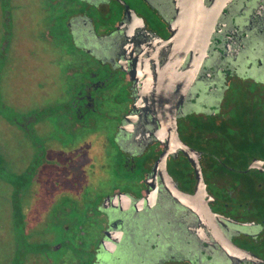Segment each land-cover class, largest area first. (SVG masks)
<instances>
[{
  "label": "flooded vegetation",
  "instance_id": "1",
  "mask_svg": "<svg viewBox=\"0 0 264 264\" xmlns=\"http://www.w3.org/2000/svg\"><path fill=\"white\" fill-rule=\"evenodd\" d=\"M30 2L0 0V264H264V0H187L166 85L180 0H45L34 38Z\"/></svg>",
  "mask_w": 264,
  "mask_h": 264
},
{
  "label": "water",
  "instance_id": "2",
  "mask_svg": "<svg viewBox=\"0 0 264 264\" xmlns=\"http://www.w3.org/2000/svg\"><path fill=\"white\" fill-rule=\"evenodd\" d=\"M227 1L229 0H223L219 9H221L227 3ZM180 7L181 12L178 16L179 19L171 27L170 41L172 47L169 53V57L164 67L160 71V85H166L168 80H170V74L168 71L170 61H178L180 57L184 58V55L186 53H193L196 48L194 29L185 26L186 19L189 18L191 6L187 2V0H180Z\"/></svg>",
  "mask_w": 264,
  "mask_h": 264
},
{
  "label": "rangeland",
  "instance_id": "3",
  "mask_svg": "<svg viewBox=\"0 0 264 264\" xmlns=\"http://www.w3.org/2000/svg\"><path fill=\"white\" fill-rule=\"evenodd\" d=\"M34 0H31V2L28 4L31 6V16L32 20H30V23L33 25L32 29H28L27 36L34 38L39 37L41 34L45 31V29H48L49 25L47 22L42 23L41 17L44 15L43 13H40V7H46V4H43V1L45 0H39V2H33ZM39 10V11H38Z\"/></svg>",
  "mask_w": 264,
  "mask_h": 264
}]
</instances>
